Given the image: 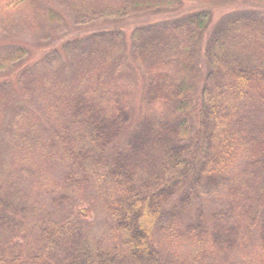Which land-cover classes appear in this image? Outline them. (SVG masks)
<instances>
[{
    "label": "trees",
    "instance_id": "1",
    "mask_svg": "<svg viewBox=\"0 0 264 264\" xmlns=\"http://www.w3.org/2000/svg\"><path fill=\"white\" fill-rule=\"evenodd\" d=\"M257 1L217 20L242 1L0 0V264H234L264 214ZM239 168L248 226L224 209L206 231L196 199ZM100 177L117 188L104 248L77 206ZM183 218L196 251L158 247ZM254 250L240 264H264Z\"/></svg>",
    "mask_w": 264,
    "mask_h": 264
},
{
    "label": "rangeland",
    "instance_id": "2",
    "mask_svg": "<svg viewBox=\"0 0 264 264\" xmlns=\"http://www.w3.org/2000/svg\"><path fill=\"white\" fill-rule=\"evenodd\" d=\"M241 1V4L235 2L229 4L228 6H220V8H217L215 11V19L218 20L219 16L229 10L240 8V6L243 8L246 5L247 0ZM254 2L258 1L254 0ZM260 11L264 12V7H261ZM19 34L21 35L22 33ZM14 37L16 38L18 35L15 34ZM51 176L55 180H58L59 183L61 182V176L55 169L51 170ZM239 177H243V179H240ZM246 179L248 180V177L239 168L238 170L233 171V175L229 177L228 181L223 182L221 186L208 191H202V194L199 195L200 198L196 199L195 204L198 205L197 207L201 206L203 208L202 211L205 215L204 228L206 231H210V226L215 221L212 218V215L215 212L224 209L229 210V221L234 225L242 222L243 226H248L249 219L251 215L254 214V210H252L254 204L253 201L251 202L254 195V186L250 185L248 188H245L242 182ZM105 182L106 181L103 177L93 180L92 184L83 195V200H77V202L79 201L77 204L78 210L84 212V214L89 212L88 218L81 226L82 234L85 235L86 241L90 245L100 248L108 247L115 243L116 237L115 233L110 229L113 224L110 213L106 210L102 198L108 194L113 195V198H116L117 188L112 185L105 186ZM27 189L29 188L26 187V190ZM230 189L234 190L233 194L229 193ZM60 192L62 191H59V193ZM195 215L196 212L194 210L193 216ZM182 222L183 224L178 226L176 229L167 230L165 233H161L156 242L157 246L162 247L163 249H168L169 251L179 247L181 249L188 250V253H194L199 240L186 235V226L189 224V219L183 218L181 223ZM263 232L264 214L259 219L257 226L254 229H251L249 234L246 233L247 237L244 242L246 250H242L237 256L232 257L234 264H240L243 259H254L251 253L255 252L254 249H256V247L264 245V236L262 235ZM192 243L194 244L192 245ZM255 253L257 254V252ZM254 263L256 264V262Z\"/></svg>",
    "mask_w": 264,
    "mask_h": 264
}]
</instances>
